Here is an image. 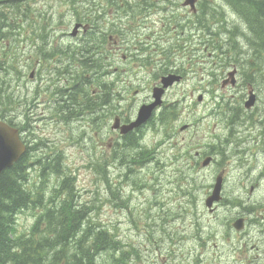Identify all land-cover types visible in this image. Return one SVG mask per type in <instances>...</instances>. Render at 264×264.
<instances>
[{
    "label": "rangeland",
    "instance_id": "1",
    "mask_svg": "<svg viewBox=\"0 0 264 264\" xmlns=\"http://www.w3.org/2000/svg\"><path fill=\"white\" fill-rule=\"evenodd\" d=\"M213 1L201 6L199 0L192 12L183 7L184 0H115L105 13L92 14L105 43L94 50L97 57L92 66L79 63L77 77L83 81L91 75L98 81L90 90L104 83L115 88L111 109L127 114L130 106L135 109L152 94L169 71L182 77L165 95L164 115L154 121L157 126L142 133L136 146L120 147L118 136L106 132L103 112L94 117L98 130L85 122L66 126L56 124L44 104L59 99L57 80L64 78L60 72L65 70L48 53L49 40L59 39L63 32L57 29L71 32L77 23L73 13L91 14L94 5L101 8L102 0H0V112L6 111L8 99L42 102L33 119L47 120L34 123L29 134L44 147L32 156L60 159V172L52 175L46 189L56 177L72 178L68 185L79 194V202L88 206L91 217L115 235L123 252L137 264H253L264 250L252 249L260 228L251 215H264L255 210L264 209V204L257 206L264 199V180H253L261 175L256 170L264 167V150L255 152L264 140L250 141L243 153L228 128L233 120L251 123L259 118L251 117L252 112L263 113L264 48L257 49L261 44L256 38L244 34L245 26L231 4ZM232 66L239 70V85L222 87L231 70L226 67ZM249 86L258 92L257 107L251 110L244 105ZM223 98L237 103L234 117L230 115L234 111L222 115L218 110ZM19 118V124L26 126L25 119ZM183 126L187 128L182 130ZM215 136L222 145L208 148L205 142ZM202 150L214 157L208 167L203 166L207 156L202 157ZM197 151L202 155L197 156ZM184 152L189 155L182 157ZM29 173L34 179L35 167ZM218 175L226 178V185L223 207L213 215L205 199ZM39 210L20 214L17 232H29L36 219L32 214ZM240 214L249 219V235L232 227ZM199 217L202 227L220 230L212 233L213 240L203 239L204 244L193 224ZM100 264L113 261L100 260Z\"/></svg>",
    "mask_w": 264,
    "mask_h": 264
},
{
    "label": "trees",
    "instance_id": "2",
    "mask_svg": "<svg viewBox=\"0 0 264 264\" xmlns=\"http://www.w3.org/2000/svg\"><path fill=\"white\" fill-rule=\"evenodd\" d=\"M226 1L261 44L257 49L264 48V0ZM130 143L136 146L135 140ZM49 166L53 174H59L58 164ZM46 171L42 170V183L35 191L25 187L28 176L23 160L0 179V264H100V260L136 264L131 254L123 252L115 235L79 202V194L68 185L72 178L63 176L62 183L49 193ZM38 208L39 212L32 214L36 219L31 230L17 232L16 218Z\"/></svg>",
    "mask_w": 264,
    "mask_h": 264
},
{
    "label": "flooded vegetation",
    "instance_id": "3",
    "mask_svg": "<svg viewBox=\"0 0 264 264\" xmlns=\"http://www.w3.org/2000/svg\"><path fill=\"white\" fill-rule=\"evenodd\" d=\"M101 3H109L107 0H102ZM102 6L101 8L104 10L105 6ZM74 16L77 17L76 13H73ZM92 25V30L88 34H80L76 36H71L70 33L64 32L65 29L59 30L57 29L58 32H63L59 34V39L53 38L49 40L50 46L48 53L51 54V57L54 58V63H61L62 65H65V70L64 72H60L64 78L62 79L61 77L57 80L58 86H57V95L59 96V99L56 101H53L52 104H55L54 110H52V104H45V109L48 108L50 112L49 114L52 115V120L56 121V124L62 123L66 126H70L72 123L75 122H85L89 121V115L94 112L95 106H100L102 105V108L104 110V115H103V121H104V126L106 128V131L108 134H110V119H109V102H110V84H104L103 85V92L102 93H96L94 90H90L92 87V82L93 78L91 76H85L82 80L79 81V78L77 77V71L79 69V63L82 65L86 66H92L93 63L96 60L97 54L94 52L96 48H98L99 43L102 42V46L104 47L105 43V35L101 34L100 38H97V41H94V38L91 37L90 35H94L95 32V26ZM63 37H68L70 38L69 42H66L63 40ZM57 39V40H56ZM91 42V44L85 45L87 42ZM25 52V51H24ZM31 52V51H30ZM15 58V57H13ZM59 58V59H58ZM79 58L81 60H79ZM29 59H25V61H28ZM93 61V62H92ZM232 68H236L232 66ZM233 71V70H232ZM239 71L238 69L236 72ZM172 72V71H169ZM231 71L227 72V77L224 78L226 80L227 78L231 77ZM34 72L31 73L30 77L33 78ZM239 75V73H238ZM231 79L234 80V77H231ZM62 81V82H61ZM59 85H64L63 87H59ZM239 85V84H238ZM237 85V86H238ZM30 88H28L26 91L28 92ZM89 89V90H88ZM82 96V99L78 98V96ZM123 97H121V100ZM150 100V97L147 96L146 100L142 103H145L146 101ZM79 101H81L79 103ZM257 101H258V96H257ZM40 104L42 102H39L38 99H35L34 101L31 100V98H25L24 100H19L15 101L14 99H8L7 102V108L6 111L0 112V120H3L7 122L8 124L16 127L19 132H20V137L24 145L26 146V153L22 157V160L24 163H30V164H43L45 162H50V161H56L59 158H35L32 155L35 153L34 151L38 150L42 146L40 143L38 144V139L36 136H32L29 134V132L34 129V123L40 122L42 120H47V119H33V117L36 116L38 110L40 108ZM2 106V105H0ZM131 112V113H130ZM135 113V109L133 106H130L129 112L126 114H121L118 118L120 119L121 123L126 124L128 123V117L133 116ZM79 115V118L77 119V116ZM22 117L26 121V126L19 124L18 120L19 118ZM263 119V118H262ZM127 121V122H126ZM71 138H74V133L70 134ZM125 137V136H122ZM38 144V145H35ZM261 150H264V145L261 146ZM212 189L210 188L209 193L207 197L211 195ZM223 195V192H222ZM253 196V195H252ZM206 200V199H205ZM223 197L218 203H214L213 205V212L212 214L215 215L219 212V210L223 207L221 203L223 202ZM218 218L219 216H215V218ZM199 219L193 223L194 225H197L198 229V234L200 235V241L204 244V240H210L213 236L211 233L218 231L219 227L215 229L213 225H210L211 227L207 230L206 232L205 227L202 228L200 220ZM238 220H244L243 222V230L240 231V233H246L249 235L250 231L248 229L249 226V219L245 217L244 214H240L236 217L233 226L236 221ZM255 224L259 226L260 228V236L258 235L259 241L256 246H253L252 249L256 248L258 251L260 248L264 247V216L261 217L260 220L255 219ZM201 228L202 230H199ZM248 230V231H247ZM247 231V232H246ZM205 233L202 235V233ZM202 237V238H201ZM213 240V238L211 239ZM264 256V250L260 255H257L255 257L254 264H264V262L261 260V257ZM250 264H252L250 262Z\"/></svg>",
    "mask_w": 264,
    "mask_h": 264
},
{
    "label": "water",
    "instance_id": "4",
    "mask_svg": "<svg viewBox=\"0 0 264 264\" xmlns=\"http://www.w3.org/2000/svg\"><path fill=\"white\" fill-rule=\"evenodd\" d=\"M194 2V0H189L188 4L193 5ZM172 82V79H165L164 87H168L172 84ZM163 91V89L155 90L154 98L156 99V102L149 106H144L140 111L137 121L129 126L122 127V133H127L135 128H138L150 119L154 109L161 104ZM254 99L255 97H251L250 102L247 105L248 107L254 104ZM24 151L25 147L20 141L18 131L10 127L8 124L0 121V178L5 170L11 168L14 163L21 158ZM217 193L218 191H216V194ZM210 201H212V199L209 200V202Z\"/></svg>",
    "mask_w": 264,
    "mask_h": 264
},
{
    "label": "bare ground",
    "instance_id": "5",
    "mask_svg": "<svg viewBox=\"0 0 264 264\" xmlns=\"http://www.w3.org/2000/svg\"><path fill=\"white\" fill-rule=\"evenodd\" d=\"M168 13V12H167ZM112 17H114V16H112ZM214 66V65H213ZM213 70V69H212Z\"/></svg>",
    "mask_w": 264,
    "mask_h": 264
}]
</instances>
